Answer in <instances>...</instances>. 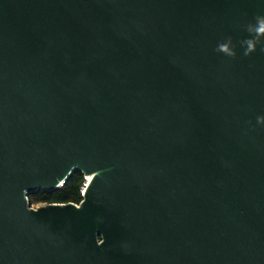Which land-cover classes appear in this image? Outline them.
<instances>
[{"label":"water","instance_id":"water-1","mask_svg":"<svg viewBox=\"0 0 264 264\" xmlns=\"http://www.w3.org/2000/svg\"><path fill=\"white\" fill-rule=\"evenodd\" d=\"M258 13L0 0V264H264V51L239 46ZM76 170L79 204L31 206Z\"/></svg>","mask_w":264,"mask_h":264},{"label":"clouds","instance_id":"clouds-1","mask_svg":"<svg viewBox=\"0 0 264 264\" xmlns=\"http://www.w3.org/2000/svg\"><path fill=\"white\" fill-rule=\"evenodd\" d=\"M247 36L239 40V46L242 47V55L247 57L256 52L259 48L264 51V13H258L254 17V22H249L243 26ZM217 53H222L227 57L235 58L237 56V46L232 36L226 37L225 40L219 42L215 48ZM260 124H264V115L257 118Z\"/></svg>","mask_w":264,"mask_h":264},{"label":"trees","instance_id":"trees-1","mask_svg":"<svg viewBox=\"0 0 264 264\" xmlns=\"http://www.w3.org/2000/svg\"><path fill=\"white\" fill-rule=\"evenodd\" d=\"M85 180L84 174L76 170L74 171L66 182L51 191L39 190L29 195L31 206L43 205L49 203H80L82 196L80 188Z\"/></svg>","mask_w":264,"mask_h":264},{"label":"built area","instance_id":"built-area-1","mask_svg":"<svg viewBox=\"0 0 264 264\" xmlns=\"http://www.w3.org/2000/svg\"><path fill=\"white\" fill-rule=\"evenodd\" d=\"M84 176H85V180H84V182H83V184H82V186L80 188V194L82 196V200H83V198L85 197V195L87 193V188H88V186L90 184V181H91V178H92V177H89L88 175H84ZM77 204H79V203H77Z\"/></svg>","mask_w":264,"mask_h":264},{"label":"flooded vegetation","instance_id":"flooded-vegetation-1","mask_svg":"<svg viewBox=\"0 0 264 264\" xmlns=\"http://www.w3.org/2000/svg\"><path fill=\"white\" fill-rule=\"evenodd\" d=\"M169 221L172 223L174 221V216L171 212L170 216L168 217Z\"/></svg>","mask_w":264,"mask_h":264},{"label":"rangeland","instance_id":"rangeland-1","mask_svg":"<svg viewBox=\"0 0 264 264\" xmlns=\"http://www.w3.org/2000/svg\"><path fill=\"white\" fill-rule=\"evenodd\" d=\"M37 206H39V205H35L34 207H37Z\"/></svg>","mask_w":264,"mask_h":264},{"label":"bare ground","instance_id":"bare-ground-1","mask_svg":"<svg viewBox=\"0 0 264 264\" xmlns=\"http://www.w3.org/2000/svg\"><path fill=\"white\" fill-rule=\"evenodd\" d=\"M89 176V175H88ZM89 177H91V176H89Z\"/></svg>","mask_w":264,"mask_h":264}]
</instances>
